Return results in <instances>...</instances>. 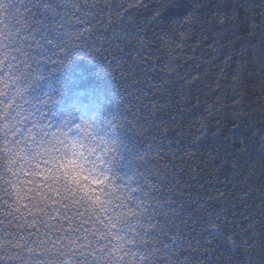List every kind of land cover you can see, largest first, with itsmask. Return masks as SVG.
I'll list each match as a JSON object with an SVG mask.
<instances>
[{"label": "snow or ice", "instance_id": "6c2138e0", "mask_svg": "<svg viewBox=\"0 0 264 264\" xmlns=\"http://www.w3.org/2000/svg\"><path fill=\"white\" fill-rule=\"evenodd\" d=\"M137 6L0 0V264H179L178 249L195 250L182 248L183 233L173 230V202L155 167L165 142L183 137V128H159L163 135L142 145L154 113L109 102L99 74L87 69L65 79L79 60H107L113 46L122 51L116 41L130 33L115 29ZM213 7L211 0H165L175 25L168 34L183 44ZM162 20L157 10L151 23ZM100 40L108 46L95 47ZM85 47L93 53L80 55ZM231 72L238 82L240 69ZM219 219H209L203 232L223 236ZM248 223L247 239L229 234L223 247L249 253Z\"/></svg>", "mask_w": 264, "mask_h": 264}, {"label": "trees", "instance_id": "16d2710c", "mask_svg": "<svg viewBox=\"0 0 264 264\" xmlns=\"http://www.w3.org/2000/svg\"><path fill=\"white\" fill-rule=\"evenodd\" d=\"M116 2L138 5L115 29L120 36L130 33L116 41L122 51L113 46L107 60H79L65 79L87 69L99 74L109 102L154 113L142 145L159 139V128H183V137L165 142L155 166L163 169L158 181L173 202V230L182 231V248L195 249H178L179 264H264V0H211L215 7L197 17L183 44L168 34L175 25L165 0ZM157 10L159 26L151 23ZM104 36L111 43L112 32ZM93 43L100 47L104 40ZM93 51L85 47L80 55ZM236 68L241 75L234 83ZM217 216L224 235L204 233ZM249 219L251 251L223 247L229 234L244 237Z\"/></svg>", "mask_w": 264, "mask_h": 264}]
</instances>
